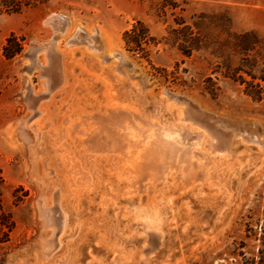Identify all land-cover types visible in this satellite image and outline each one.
<instances>
[{
	"label": "rangeland",
	"instance_id": "374dc122",
	"mask_svg": "<svg viewBox=\"0 0 264 264\" xmlns=\"http://www.w3.org/2000/svg\"><path fill=\"white\" fill-rule=\"evenodd\" d=\"M0 264H264V0H0Z\"/></svg>",
	"mask_w": 264,
	"mask_h": 264
},
{
	"label": "bare ground",
	"instance_id": "6f19581e",
	"mask_svg": "<svg viewBox=\"0 0 264 264\" xmlns=\"http://www.w3.org/2000/svg\"><path fill=\"white\" fill-rule=\"evenodd\" d=\"M116 140H117V139H116ZM116 140H115V141H116ZM124 141H125V140H124ZM113 143H114V142H113ZM115 144H116V143H115ZM115 144H114V145H115ZM167 144H168V143H167ZM118 145H119V143H118ZM118 145H117L116 147H118ZM119 146H120V147L117 148V151H120V152H122V153L125 152L124 150H126L127 145L120 144ZM175 146H176V145H175ZM157 147H158V146H157ZM166 147H169L168 150L170 151V154H168V155H170V157L174 156V155H173V151H174V148H175V150H176L177 146H176V147H173V146H171V145H170V146L166 145ZM159 148H160V147H158V149H159ZM162 148H163V146L161 147V150H162ZM164 148H165V147H164ZM95 149H96V148H95ZM115 149H116V148H115ZM158 149H157V150H158ZM178 149H180V147H179ZM168 150H166V151H168ZM154 151H155V150H154ZM159 151H160V149H159ZM163 151H164V149H163ZM126 152H127V151H126ZM157 152H158V151H157ZM164 152H165V151H164ZM175 152H176V151H175ZM158 154H161V153H158ZM163 154H164V153H163ZM163 154H161V155H163ZM175 154H178V153H175ZM180 154H181V153H180ZM168 155H167V156H168ZM177 156H178V155H177ZM157 157H158V155H157ZM165 158H166V157H165ZM167 158H169V157H167ZM162 160H164V163H165V162H166L167 160H169V159H167L166 161H165V159H162ZM172 160H173V159H172ZM173 161H174V160H173ZM170 163H171V162H170ZM168 164H169V162H168ZM165 165H167V163H165ZM165 165H164V166H165ZM166 167H167V166H166Z\"/></svg>",
	"mask_w": 264,
	"mask_h": 264
},
{
	"label": "trees",
	"instance_id": "16d2710c",
	"mask_svg": "<svg viewBox=\"0 0 264 264\" xmlns=\"http://www.w3.org/2000/svg\"><path fill=\"white\" fill-rule=\"evenodd\" d=\"M13 40H18L16 37H14V38H12V39H9V45H7L6 47H5V52H6V54H7V56L8 57H12V56H14L16 53H18L20 50H21V44L18 42V48H16L14 51H11L10 50V42L11 41H13Z\"/></svg>",
	"mask_w": 264,
	"mask_h": 264
}]
</instances>
